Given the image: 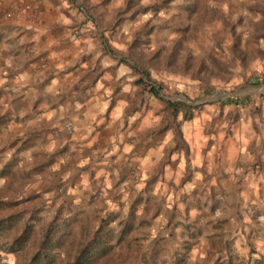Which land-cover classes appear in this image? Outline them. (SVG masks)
<instances>
[{
  "label": "rangeland",
  "instance_id": "1",
  "mask_svg": "<svg viewBox=\"0 0 264 264\" xmlns=\"http://www.w3.org/2000/svg\"><path fill=\"white\" fill-rule=\"evenodd\" d=\"M4 3L0 41L41 31L54 5L56 29L86 45L69 61L89 67L69 81L82 102L123 67L106 80L128 103L116 134L137 135L72 145L69 96H28L17 83L20 57L35 48L6 56L0 264H30L42 245L53 264H73L85 247L86 264H264V0ZM41 59L40 70L55 67ZM238 132L249 146L235 156Z\"/></svg>",
  "mask_w": 264,
  "mask_h": 264
},
{
  "label": "crops",
  "instance_id": "2",
  "mask_svg": "<svg viewBox=\"0 0 264 264\" xmlns=\"http://www.w3.org/2000/svg\"><path fill=\"white\" fill-rule=\"evenodd\" d=\"M8 1L11 0L0 1V6ZM49 7L52 9L51 12H49L52 17L48 19L47 17L44 18L45 24H42L41 31L29 30V33L21 31L17 33L18 36L15 33L17 36L16 41L10 45H8L9 41H5L3 37L1 38L0 56L2 57H0V70L3 71L5 65L9 64L10 61L6 58L10 53L13 54L17 51L19 57L20 53L22 54L28 50L29 47L25 48L26 44L28 46L32 45L36 50L32 58L28 56L23 58L20 57L21 64L18 63L17 65L19 67L14 69V74H18L17 78L19 76L17 83L19 84L20 82V86H22L24 90L29 88L28 92H24V94L28 96L39 94L56 97L62 93H66L67 96H69L70 103L72 104L67 105V112L72 113L69 117L74 121L76 126L75 136L70 139L71 144L104 145V138L107 135L106 140L108 143L113 142L112 145H129L127 143L128 138L137 135V131L135 132L133 129L128 128V130L125 131L127 136L121 139L117 137L120 134H116L119 128L118 125L121 124L122 116L124 115L123 110L128 107V103L117 99L116 95V97H112L110 93L112 87L106 85L107 73H109L110 77L114 76L113 78L116 81L117 76L121 78L123 67L119 66L116 71L109 69V72H105V76H102L100 80H98V83L95 85L96 88L92 90L89 98L87 96L88 100L82 102L81 100H85L83 96L78 99L77 96L79 92L74 91L75 83L69 81L74 78L79 80L80 76L87 78L89 76L87 74L89 67L81 65L74 70H70L69 61L73 51H84L86 45L82 46L79 41H75L76 39H72L70 35L63 33V30L56 29L59 27L56 21V7L54 5H50ZM82 40L84 41V39ZM41 56H47L55 67L52 65L53 67L40 70V63L42 62V59L40 60ZM54 68H60V72L55 73ZM68 82L70 83L69 87ZM134 90H136V88ZM58 108L63 110L61 106ZM52 111L56 110L53 109ZM106 117H108L109 120ZM147 117L148 119H153L154 111H147ZM98 118L103 119V121L101 123L97 122ZM103 123H108L105 129H102ZM135 123L137 122L134 121L131 126H134ZM245 140L246 138L244 136L242 137L238 132L237 145H232L229 151L234 152L235 156H238V152L240 151H246L249 145L245 144ZM68 144V138H66L64 145Z\"/></svg>",
  "mask_w": 264,
  "mask_h": 264
},
{
  "label": "trees",
  "instance_id": "3",
  "mask_svg": "<svg viewBox=\"0 0 264 264\" xmlns=\"http://www.w3.org/2000/svg\"><path fill=\"white\" fill-rule=\"evenodd\" d=\"M234 102L235 101L233 99L228 100V103H234ZM235 103H237V102H235ZM1 222H0V233L4 229V225ZM25 232H27V231H25ZM26 239H27V236L23 234L22 237H20L16 240L17 245L18 244L20 245L21 243L25 242ZM50 249H51V247H50ZM48 252H49L48 248L46 246L42 245L40 252H38L33 257L32 262H30V264H53V262H54L53 256L49 255ZM88 252H89V250L87 247L83 248L81 250V254H79V256L77 258H75L73 264H86L87 260L85 258L88 257V255H89Z\"/></svg>",
  "mask_w": 264,
  "mask_h": 264
},
{
  "label": "built area",
  "instance_id": "4",
  "mask_svg": "<svg viewBox=\"0 0 264 264\" xmlns=\"http://www.w3.org/2000/svg\"><path fill=\"white\" fill-rule=\"evenodd\" d=\"M64 130L66 131L67 134H72L73 133V126L71 124H66L64 127Z\"/></svg>",
  "mask_w": 264,
  "mask_h": 264
}]
</instances>
